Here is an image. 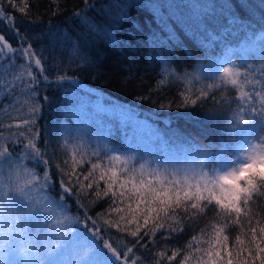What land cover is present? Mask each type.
Here are the masks:
<instances>
[{
	"label": "snow or ice",
	"instance_id": "1",
	"mask_svg": "<svg viewBox=\"0 0 264 264\" xmlns=\"http://www.w3.org/2000/svg\"><path fill=\"white\" fill-rule=\"evenodd\" d=\"M52 3L56 5L52 14H59L58 0ZM83 3V10H73V18L88 28L78 41L98 31L86 15L95 9L96 0ZM154 7L160 11V5ZM166 7L201 46L226 42L230 34L246 30L251 21L264 26V0L258 5L248 0L233 5L231 0H224L204 5L169 3ZM234 7L247 9L250 15L242 18ZM182 8L201 11L178 15L176 10ZM101 9H115L119 18L123 6L121 0H110L107 8L102 5ZM16 12L21 14L19 21ZM25 21L31 25L40 22L34 18L30 0H0V107H4V98L11 106L18 95L27 97L17 108L23 115H9L10 123L0 122V139L8 133L7 143L0 144V161L8 162L7 170L0 166V264H10L9 256L13 258L11 264H264V58L256 72L247 68L241 72L231 61L219 74L221 83L199 88L195 87L199 76L183 74L173 83L160 74L158 88L135 98L140 104L152 103L159 109H187L208 101L224 105L220 110L226 117L230 113L236 126H248L251 131L235 159L229 157L219 166L195 146H178L184 159L177 163L161 160L156 153L167 152L169 144L149 123L152 117L139 120L141 114L134 108L116 104L112 108L130 118L121 120L122 124H131L134 118L153 130L148 143L129 147L127 154H115L109 140H105L102 151L98 147L89 150L80 125L83 117L93 120L100 110L78 98L75 91L66 95L63 103L64 114L74 121L71 128L76 135H66L53 146L47 128L40 126L45 108L56 102L48 93L61 87L75 89L79 84L75 72L83 68H72L63 59L46 56L47 49L37 46L41 35L21 29ZM149 43L168 53L169 45H179L180 39L167 29L165 37L153 34ZM127 71L126 80L135 78L131 64ZM229 85L230 92L226 91ZM173 87L177 95L163 102L166 90ZM153 95L158 97L155 102ZM233 101L235 108L231 107ZM155 115L158 119L160 113ZM163 123L169 127L171 120ZM33 161L42 167L38 169ZM145 173L167 179L157 187L144 179ZM57 187L59 200H54L46 190ZM73 197L83 217L81 232L73 228L80 218L69 215L66 207ZM101 203L107 208L95 217L90 215ZM40 210L48 216L42 227L37 215ZM30 224L34 225L31 229ZM114 231L127 243L117 245L111 235ZM186 233L190 238L180 244ZM232 233H236L235 252L229 247ZM141 248L145 252L137 255ZM57 256L61 259H54Z\"/></svg>",
	"mask_w": 264,
	"mask_h": 264
},
{
	"label": "trees",
	"instance_id": "2",
	"mask_svg": "<svg viewBox=\"0 0 264 264\" xmlns=\"http://www.w3.org/2000/svg\"><path fill=\"white\" fill-rule=\"evenodd\" d=\"M179 1L121 0L123 11L117 18L115 9L107 12L101 9L102 5L107 8L110 0H96L95 9L87 11L86 15L97 26L98 31L92 33L87 40L78 41L77 37L88 31L86 25L73 18L74 9L76 11L84 9L83 0H58L60 12L57 15L52 14V11L56 9L52 0H30L34 18L40 22L38 25H31L25 21L20 27L22 30L35 31L41 35L40 43L37 46L42 50L47 49L44 52L46 56L51 55L56 60L63 59L64 63L70 64L72 68L77 66L83 68L82 71L75 72V78L79 81L77 87L90 88L106 99L134 108L141 114L139 117L142 120L145 117H152L149 123L154 124V127L160 131V135L169 144L168 152L156 153L161 160L177 163L184 159V153L177 150L178 146H183L186 149L195 146L207 152L209 160L219 166L229 157L235 159L240 148L246 144L251 131L248 126H236V122L230 118V113L226 117L220 110L225 107L224 105H215L208 101L202 106L187 109H177L175 106L173 109H159L158 107L154 108L152 103L140 104L135 98L158 88L157 81L161 78L160 74L166 75L173 83L176 82L177 77L183 74H188L189 78L199 76L200 81L195 83V87L199 88L211 83H221L219 74L222 68L231 61L236 63V67L241 72H244L245 68L250 72H256L264 58V26L251 21L246 30L239 31L235 35L230 34L226 42L217 41L211 46H201L188 34L186 25L171 16L170 10L166 7L169 3L180 4ZM189 1L190 5L224 2V0ZM231 2L233 5L239 4V0H231ZM248 2L258 5L260 0H248ZM157 5L161 6L159 12L154 7ZM5 7L7 8V5ZM7 10L13 12L11 8H7ZM233 11H236L242 18H247L250 15L247 9L240 10L238 7H234ZM256 11L257 14L260 13L259 8ZM15 15L19 21L21 14L16 12ZM167 29L174 31L180 39L179 45H169L171 51L168 53L166 50L153 48L149 43L153 34L165 37ZM74 47H78V51L74 52ZM166 61L167 63H165ZM49 63L51 64L52 60ZM130 64L133 66L135 78L126 80L125 78L129 76L127 66ZM57 91L50 90L48 94L54 95ZM226 91H231L230 85ZM176 95L175 87L166 90L163 102L171 100ZM26 99V95H18L14 104L10 106L8 99L4 98V107H0V122L10 123L9 115H23L24 113L18 112L17 108ZM157 99L156 95L152 96L153 102ZM231 107H236L234 101ZM157 112L160 113L158 119L155 115ZM166 119L171 120L169 127L163 123ZM54 120L60 124L64 123V125H60L62 131L68 137L73 136L71 129L69 130L72 119L66 115L62 118L56 117L46 107L40 120L41 128L46 127L49 131L48 125ZM117 124L105 117L100 118L94 127L95 134L106 137L100 143L92 142L90 131L83 132L89 150L92 147H98L102 151L105 140H109L115 149H120V154H127L128 148L125 145L131 146V143L123 141L119 124ZM66 135L53 136L50 139L53 146L57 141H62ZM125 135V139L128 140L129 132L126 131ZM61 159L64 157L61 156ZM32 163L38 169L42 167L38 162L33 161ZM84 167H89V165H84ZM136 175L139 176V169ZM180 178L183 179V176ZM144 179L153 181L159 187L160 182L167 177H152L145 173ZM101 186H103V182H101ZM57 189L59 190L58 187ZM53 193L55 194L53 198L58 200L56 192L53 191ZM66 203L73 208V211H76L75 197L68 199ZM105 208L107 205L104 203L94 206L90 215L95 217ZM76 212L78 213V211ZM111 235L116 239L117 245L121 241L127 243V240H124L115 231ZM235 235L236 233H232L229 241V247L234 252L236 250L233 247ZM107 238L108 236H105V239ZM189 238L186 233L181 237L179 243L185 244ZM241 239L244 237L241 236ZM144 252L145 250L141 248L137 255ZM190 264H194V261H190Z\"/></svg>",
	"mask_w": 264,
	"mask_h": 264
},
{
	"label": "rangeland",
	"instance_id": "3",
	"mask_svg": "<svg viewBox=\"0 0 264 264\" xmlns=\"http://www.w3.org/2000/svg\"><path fill=\"white\" fill-rule=\"evenodd\" d=\"M171 1V0H168ZM198 2H201V0H198ZM179 3L181 5H190V1L189 0H180ZM177 14H181V12H194V11H200L198 9H189V8H182V9H177ZM12 69H6V71H11ZM76 92V95L78 98H82L86 104H88L89 106H95L96 108H98L100 111L97 112L95 118L93 120H89L87 117H83L82 118V124L80 125L81 131L82 132H89L90 131V136L92 138V142L93 143H100L102 142L104 139H106L105 136L100 135V134H95V129L94 127L95 124H98L100 118L105 117L107 120L113 121L118 123V127L120 129L121 132V137L123 138V141H129L131 143L130 145H125L126 148L135 146V145H146L148 143V137H151L153 130L149 127H146L143 125L142 121H136L134 118H131V124H122L121 120H129L130 118L125 115V114H121L119 113L117 110H114L112 108L113 104L116 105H122L119 104L117 102H114L110 99H106L103 95H101L98 92H95L93 90H91L90 88H79L77 86H75V89L70 88V87H61L60 89H58L57 92H55L54 96L56 97V102L50 106L47 107V109L52 112V114L56 117H63L65 114V106L63 103V98L67 95V96H72L73 92ZM124 107H128L125 105H122ZM106 110V111H105ZM111 113V114H109ZM137 119L142 120L139 116L137 117ZM74 124V121L72 120V124L69 125V130L71 129L72 131V135H76V133L74 132V130L71 128V126ZM60 125H64V123H59L56 122L55 120L52 121V123H50L48 125V130L47 131V138L50 140L53 136L58 135H66V133L64 131H62V129L60 128ZM126 131L129 132V139L126 140L125 139V134ZM8 133H5V138L4 139H0V144H6L7 143V137ZM51 148V147H50ZM52 152V148L49 151V154H51ZM120 149H115V154H120ZM168 152V151H167ZM13 161L15 160L14 158H11ZM0 166H2L5 170H7L8 167V162L7 161H0ZM48 191V194L51 195L52 197H54V193L53 191L57 192L59 191L57 188L55 190H46ZM54 199V198H53ZM57 200V199H54ZM59 200V197H58ZM66 207L69 210V215L72 216H77L80 218V223L79 224H73V228H75L78 232L83 231L84 228V224H83V218L80 215V213L76 212L78 211L76 209V211H73V208H71V206H69V204L66 203ZM37 215L40 218V226L42 227L44 225V223L47 222L48 220V216L45 215V213L43 212V210H40ZM34 225L30 224L29 228L31 229ZM90 226V225H89ZM2 243V242H0ZM2 253H0V257H2ZM12 257L9 256L8 260L11 264L12 262ZM54 259H61V257L57 256L54 257Z\"/></svg>",
	"mask_w": 264,
	"mask_h": 264
}]
</instances>
